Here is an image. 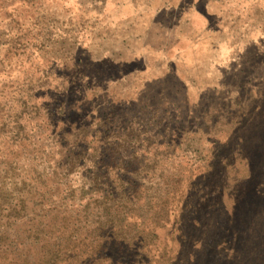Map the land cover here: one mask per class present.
Segmentation results:
<instances>
[{
  "label": "rangeland",
  "instance_id": "rangeland-1",
  "mask_svg": "<svg viewBox=\"0 0 264 264\" xmlns=\"http://www.w3.org/2000/svg\"><path fill=\"white\" fill-rule=\"evenodd\" d=\"M0 264H264V0H0Z\"/></svg>",
  "mask_w": 264,
  "mask_h": 264
},
{
  "label": "trees",
  "instance_id": "trees-1",
  "mask_svg": "<svg viewBox=\"0 0 264 264\" xmlns=\"http://www.w3.org/2000/svg\"><path fill=\"white\" fill-rule=\"evenodd\" d=\"M177 2V1H176ZM165 3H167V0H165ZM169 4V3H168ZM167 4V5H168ZM180 9H182L183 10V8L182 7H180ZM184 12H183V14H184V18H183V25H184V34H185V36H186V42L188 41V42H191V38H196L195 37V34L197 35V33L194 31L195 30V25H193V23H192V17L189 15V14H187V12L185 11V10H183ZM194 29V30H193ZM194 35V36H193ZM177 37V36H176ZM178 38V37H177ZM177 43H181L180 41H179V38H178V41H177Z\"/></svg>",
  "mask_w": 264,
  "mask_h": 264
}]
</instances>
